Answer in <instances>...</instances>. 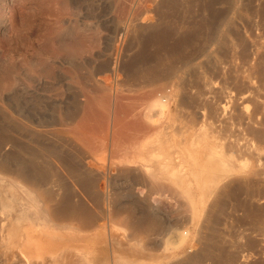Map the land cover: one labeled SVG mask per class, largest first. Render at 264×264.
<instances>
[{"label": "rangeland", "instance_id": "1", "mask_svg": "<svg viewBox=\"0 0 264 264\" xmlns=\"http://www.w3.org/2000/svg\"><path fill=\"white\" fill-rule=\"evenodd\" d=\"M254 171L264 0H0V264H264Z\"/></svg>", "mask_w": 264, "mask_h": 264}, {"label": "bare ground", "instance_id": "2", "mask_svg": "<svg viewBox=\"0 0 264 264\" xmlns=\"http://www.w3.org/2000/svg\"><path fill=\"white\" fill-rule=\"evenodd\" d=\"M215 114V113H214ZM256 162V161H255ZM257 165V164H256ZM259 173H261L262 174V172H255L254 171V176H259ZM264 174V173H263ZM262 174V175H263ZM250 175V174H249ZM252 176H253V174H252ZM260 177V176H259ZM257 178V177H256ZM262 178V177H261ZM32 196V195H31ZM32 198V197H31ZM33 200H34V198H33ZM33 202V201H32ZM40 206V205H39ZM61 206V205H60ZM58 208V207H57ZM41 209V208H40ZM60 209V208H59ZM55 210H57L56 208H55ZM17 211H20V209L19 210H17ZM43 211V210H42ZM41 212V211H40ZM46 212V211H45ZM12 215H13V213H11ZM10 214V215H11ZM45 214V213H44ZM43 215V214H42ZM48 215V214H47ZM45 216V215H44ZM16 219V224H18V225H20L19 223H21V222H18V218H15ZM31 219V218H30ZM39 219V218H38ZM42 219H43V217H42ZM29 220V219H28ZM30 222V221H29ZM15 223V222H14ZM23 223V222H22ZM21 223V224H22ZM39 224V223H38ZM17 226V225H16ZM54 228V227H53ZM55 229V228H54ZM20 241H22V242H24L25 240H26V244L28 245V247L30 246H32V245H34V242L32 241V239H31V237L28 235V234H24V235H21L20 236ZM52 239V238H51ZM35 241V240H34ZM50 242H51V244L52 243H54V239H52V240H50ZM25 244V243H24ZM37 244H38V242H37ZM48 244V243H47ZM63 244V243H62ZM21 245H23V243L21 244ZM42 245H45V244H42ZM49 245V244H48ZM61 245V244H60ZM52 246V245H51ZM57 246V245H56ZM39 247H41V246H39ZM47 247V246H46ZM23 248V247H22ZM49 248H50V246H49ZM48 248V249H49ZM52 249H53V247H52ZM51 250V249H50ZM31 253V252H30ZM65 256V255H64ZM62 258V257H61ZM52 259H54V258H52ZM34 264V263H33Z\"/></svg>", "mask_w": 264, "mask_h": 264}]
</instances>
